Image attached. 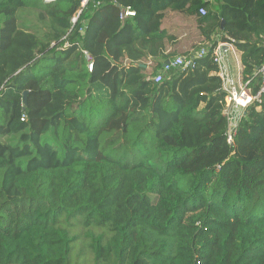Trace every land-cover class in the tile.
<instances>
[{
	"label": "trees",
	"instance_id": "trees-1",
	"mask_svg": "<svg viewBox=\"0 0 264 264\" xmlns=\"http://www.w3.org/2000/svg\"><path fill=\"white\" fill-rule=\"evenodd\" d=\"M168 11L205 48L154 82ZM219 43L255 95L264 0H0V264H264V97L228 143Z\"/></svg>",
	"mask_w": 264,
	"mask_h": 264
},
{
	"label": "crops",
	"instance_id": "crops-1",
	"mask_svg": "<svg viewBox=\"0 0 264 264\" xmlns=\"http://www.w3.org/2000/svg\"><path fill=\"white\" fill-rule=\"evenodd\" d=\"M161 28L175 37L171 44L166 45V52L173 53L175 57L183 56L186 53H196V49L198 51L202 47L205 48V42L198 30L195 16L168 11L162 20ZM221 45L222 49L219 50ZM216 52L219 55V64H217L220 70L222 68L221 72L223 73V87L231 82L235 85L240 84L242 82L240 52L228 43H219ZM143 62L146 71H151L155 66L154 59L145 58ZM238 114H241V111H237L236 115Z\"/></svg>",
	"mask_w": 264,
	"mask_h": 264
},
{
	"label": "built area",
	"instance_id": "built-area-1",
	"mask_svg": "<svg viewBox=\"0 0 264 264\" xmlns=\"http://www.w3.org/2000/svg\"><path fill=\"white\" fill-rule=\"evenodd\" d=\"M46 2L52 0H44ZM88 0H81V5L84 6ZM198 13L200 15H205L206 10L204 8H200ZM134 11L130 9H126L123 12V16H134ZM72 21L74 22L75 19L73 18ZM204 50L200 51V54H203ZM214 61L219 64V55L215 51V58ZM184 64V58L181 56H177L169 61H167L161 71L154 76V82H160L164 75L169 72L171 69L179 67ZM91 63H89L88 67H91ZM221 68V67H220ZM222 70V68H221ZM220 70V76L223 78V73ZM259 73L261 75V82L258 92L253 95L250 93L249 89L247 88V83L241 82L238 85H235L233 82L228 83L227 86H224V90L226 92L225 96V107L223 113L226 117L227 124H228V131H227V142L231 143L232 136L234 134V128L236 123L243 115V110L246 106L251 104L253 101L260 103L262 97H264V64L260 67ZM223 80V79H222ZM237 111H241V114L236 115Z\"/></svg>",
	"mask_w": 264,
	"mask_h": 264
},
{
	"label": "water",
	"instance_id": "water-1",
	"mask_svg": "<svg viewBox=\"0 0 264 264\" xmlns=\"http://www.w3.org/2000/svg\"><path fill=\"white\" fill-rule=\"evenodd\" d=\"M223 23V22H222ZM222 49V45L221 46H219V50H221ZM189 65H192V63H189ZM139 66L140 67H144L145 65H143V64H139ZM26 92H24L23 93V104H24V107L26 106Z\"/></svg>",
	"mask_w": 264,
	"mask_h": 264
},
{
	"label": "rangeland",
	"instance_id": "rangeland-1",
	"mask_svg": "<svg viewBox=\"0 0 264 264\" xmlns=\"http://www.w3.org/2000/svg\"><path fill=\"white\" fill-rule=\"evenodd\" d=\"M75 20H76V18H74ZM78 231H80V230H78Z\"/></svg>",
	"mask_w": 264,
	"mask_h": 264
}]
</instances>
